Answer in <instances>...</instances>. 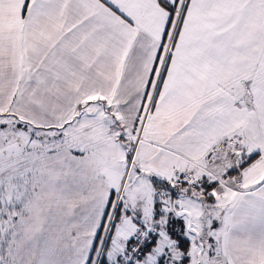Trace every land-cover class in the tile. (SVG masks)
I'll return each mask as SVG.
<instances>
[{"label":"snow or ice","instance_id":"6c2138e0","mask_svg":"<svg viewBox=\"0 0 264 264\" xmlns=\"http://www.w3.org/2000/svg\"><path fill=\"white\" fill-rule=\"evenodd\" d=\"M0 264H264V0H0Z\"/></svg>","mask_w":264,"mask_h":264}]
</instances>
